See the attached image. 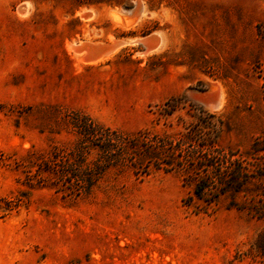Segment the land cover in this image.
Masks as SVG:
<instances>
[{"label":"rangeland","instance_id":"374dc122","mask_svg":"<svg viewBox=\"0 0 264 264\" xmlns=\"http://www.w3.org/2000/svg\"><path fill=\"white\" fill-rule=\"evenodd\" d=\"M130 1L0 0V264H264V152L257 179L209 207L181 171L135 173L74 127L84 113L122 138L208 133L191 103L215 116L218 150L248 157L264 132V0Z\"/></svg>","mask_w":264,"mask_h":264},{"label":"trees","instance_id":"16d2710c","mask_svg":"<svg viewBox=\"0 0 264 264\" xmlns=\"http://www.w3.org/2000/svg\"><path fill=\"white\" fill-rule=\"evenodd\" d=\"M76 1L77 8L102 5L124 9L132 7L130 0ZM181 101L187 103L182 97L166 101L163 104V117L173 116L179 110L178 104ZM188 106L194 112L191 117L208 133L200 131L198 135L197 131L191 132L185 128L186 132L182 133L177 140L151 138L145 134V131L137 137L122 138L84 113L76 114L81 120L76 121L74 127L83 137H91L102 142L99 146L101 152L109 154L113 151L109 155L113 161L124 159L121 157L127 152L126 159L135 173L147 176L152 168L166 173L172 170L181 171L185 177L183 180L190 182L192 186L193 197L210 207L226 194L244 192L246 185L253 179H257L254 176L256 168L253 160L260 152H264V132L250 145L248 157H240L229 152L224 153L216 148L215 116L197 105L188 103ZM203 118L204 123H202ZM200 141H205V144L200 145ZM188 144H193V146L197 144L199 149L190 151L186 156H179Z\"/></svg>","mask_w":264,"mask_h":264},{"label":"water","instance_id":"95a60500","mask_svg":"<svg viewBox=\"0 0 264 264\" xmlns=\"http://www.w3.org/2000/svg\"><path fill=\"white\" fill-rule=\"evenodd\" d=\"M137 8L135 9V11ZM139 10H142V7L139 6ZM151 43H157L156 37H149L144 39L140 45L143 46L144 50H149ZM110 48H104L101 47H88L87 53H88V59L93 60L96 59L102 55H104Z\"/></svg>","mask_w":264,"mask_h":264},{"label":"bare ground","instance_id":"6f19581e","mask_svg":"<svg viewBox=\"0 0 264 264\" xmlns=\"http://www.w3.org/2000/svg\"><path fill=\"white\" fill-rule=\"evenodd\" d=\"M112 17H114V16H112ZM155 46H156V43H151L150 44V48H149V50H151V49H153V48H155ZM114 47V46H113ZM111 50V49H110ZM148 50V51H149ZM111 55H112V53H111ZM102 59H104V58H102ZM83 62V61H82ZM94 63V62H93Z\"/></svg>","mask_w":264,"mask_h":264}]
</instances>
